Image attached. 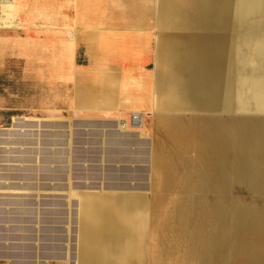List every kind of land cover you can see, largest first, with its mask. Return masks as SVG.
Segmentation results:
<instances>
[{
    "label": "crops",
    "instance_id": "1",
    "mask_svg": "<svg viewBox=\"0 0 264 264\" xmlns=\"http://www.w3.org/2000/svg\"><path fill=\"white\" fill-rule=\"evenodd\" d=\"M198 1L186 0L188 10L176 12L189 27L198 24ZM121 2L128 10L124 28L147 29L146 16L156 8L148 75L156 93L167 96V108L190 113L168 123L178 128L172 135L181 146L174 152H194L174 165L186 172L185 189L195 195L182 201L153 194L169 190L163 183L95 188L79 180L76 197L63 198L72 190L69 173L48 168L54 177L47 219L38 218L33 197L15 208H30V220L0 216V264H264V0H208L201 25L209 33L204 39L214 42L167 35L169 28L183 29L172 22L173 9L179 11L173 0H156L154 7ZM83 15L81 3L76 9L71 0H0V125L19 116L77 121L98 111H126L117 89L103 85L98 95L93 89L87 71L93 50L86 37L70 33L86 28ZM128 44L134 49L138 43ZM15 122L22 133L31 131ZM188 134L190 148L183 146ZM233 185L240 194L231 193Z\"/></svg>",
    "mask_w": 264,
    "mask_h": 264
},
{
    "label": "rangeland",
    "instance_id": "2",
    "mask_svg": "<svg viewBox=\"0 0 264 264\" xmlns=\"http://www.w3.org/2000/svg\"><path fill=\"white\" fill-rule=\"evenodd\" d=\"M71 1L73 8L78 9L80 2L82 9L87 12V15L81 18L82 22L86 23L82 26L86 28L73 29L70 33L74 38L78 35L86 37V42H89L93 50L92 59L87 66L89 77L95 78L93 89L97 95L103 85L117 89L120 100L127 106L126 111H122L120 116L115 112L98 111L84 120L77 121L62 116H19L6 125H0V132L3 133L2 138L0 136V216L9 218L13 208H20L11 205L9 201L33 197L35 203H38V218L40 221L46 220L47 188L49 181L54 177L48 173V168L55 166L65 168L69 173L65 177L72 190L62 192L63 198L64 195L69 199L76 197L78 191L73 190V183L79 180L95 188L100 187L99 185L104 188L108 183H163L168 185L164 188L169 190L152 193H164L168 198L177 195L182 201L194 196V192L185 189L189 179H186V172L183 174L181 169L174 165L179 157L194 158V152L190 149L174 152L177 143L175 144V135L172 134L178 128L168 123L171 117L186 120L190 113L167 108L168 106L162 103L166 102L167 96L156 93L153 88L155 82L152 78L149 79L148 75L154 63L147 53L151 49L149 42H154L156 37V8H153V16H146L147 29L142 30L137 27H123L121 23L124 22L128 10L121 0ZM188 1L190 5L195 2ZM141 2L151 7L156 5V0ZM173 4L179 11L173 9L175 15L171 16L172 22L178 23L183 29L169 28V37H208L209 33L203 31L201 25L209 10L208 0H200L193 6L199 16L198 24L193 27L187 26L177 17L176 12H179V16L188 10L186 0H173ZM73 22L76 23L77 20ZM138 38H149L152 41L148 39L147 42H142L138 41ZM129 42H137V47L131 49ZM145 99L147 100L144 101ZM140 102L145 103L148 109L151 106L152 108L146 111V107L140 106ZM135 119L141 120L139 126L134 124ZM16 120L31 125V131L22 133L19 127L14 126ZM75 123L90 125L80 127L74 126ZM189 130L192 131L191 128ZM188 139L183 146L190 148V134ZM179 144L178 146H181ZM160 164L166 168L163 169ZM15 168L18 170L11 171ZM26 168H32L34 172H26ZM97 184L99 185L96 186ZM231 193L240 194L239 185H233ZM68 210L74 212L70 206ZM1 225L10 224L1 222ZM42 225H46V222H40V227ZM15 234L20 237L23 233ZM174 240L171 242L172 246H176Z\"/></svg>",
    "mask_w": 264,
    "mask_h": 264
},
{
    "label": "water",
    "instance_id": "3",
    "mask_svg": "<svg viewBox=\"0 0 264 264\" xmlns=\"http://www.w3.org/2000/svg\"><path fill=\"white\" fill-rule=\"evenodd\" d=\"M11 171H14V169H11ZM9 203L11 204V205H14V206H18V205H20V202H18V201H9ZM28 204L29 203H27V202H25V206H28ZM31 210H30V208H25V210H23V211H19V209H12L11 211H10V214L14 217V218H19V216H21L22 214L23 215H25L24 216V220L25 221H28V220H30L29 218H30V216H31Z\"/></svg>",
    "mask_w": 264,
    "mask_h": 264
},
{
    "label": "bare ground",
    "instance_id": "4",
    "mask_svg": "<svg viewBox=\"0 0 264 264\" xmlns=\"http://www.w3.org/2000/svg\"><path fill=\"white\" fill-rule=\"evenodd\" d=\"M184 41L185 42H214L213 40L208 41V40H206L204 38H198V37L192 38V39H186L185 38ZM217 42H219V41H217ZM134 122H135L134 124H136L137 126H139V123L141 122V120L135 119Z\"/></svg>",
    "mask_w": 264,
    "mask_h": 264
}]
</instances>
